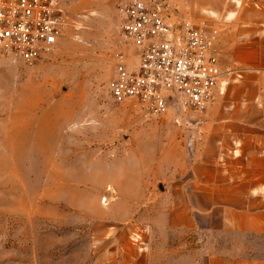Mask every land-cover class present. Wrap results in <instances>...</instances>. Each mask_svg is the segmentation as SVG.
Wrapping results in <instances>:
<instances>
[{
  "label": "rangeland",
  "instance_id": "1",
  "mask_svg": "<svg viewBox=\"0 0 264 264\" xmlns=\"http://www.w3.org/2000/svg\"><path fill=\"white\" fill-rule=\"evenodd\" d=\"M131 1L60 0L52 53L25 65L0 52V264L202 261L165 251L203 245L167 227L203 114L177 125L109 96Z\"/></svg>",
  "mask_w": 264,
  "mask_h": 264
},
{
  "label": "crops",
  "instance_id": "2",
  "mask_svg": "<svg viewBox=\"0 0 264 264\" xmlns=\"http://www.w3.org/2000/svg\"><path fill=\"white\" fill-rule=\"evenodd\" d=\"M152 1H163L172 19L217 30L225 84L203 114L188 177L173 191L182 201L167 223L181 243L193 233L203 245L166 256L264 264V0Z\"/></svg>",
  "mask_w": 264,
  "mask_h": 264
},
{
  "label": "built area",
  "instance_id": "3",
  "mask_svg": "<svg viewBox=\"0 0 264 264\" xmlns=\"http://www.w3.org/2000/svg\"><path fill=\"white\" fill-rule=\"evenodd\" d=\"M120 52L109 96L144 117L170 110L181 125L190 114H204L220 86L218 32L207 25L172 19L162 1L133 0L120 5ZM60 0H0V52L25 65L52 53L63 34ZM223 88V89H222Z\"/></svg>",
  "mask_w": 264,
  "mask_h": 264
}]
</instances>
